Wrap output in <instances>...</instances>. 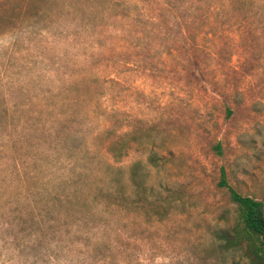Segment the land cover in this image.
<instances>
[{"label":"rangeland","instance_id":"rangeland-1","mask_svg":"<svg viewBox=\"0 0 264 264\" xmlns=\"http://www.w3.org/2000/svg\"><path fill=\"white\" fill-rule=\"evenodd\" d=\"M222 172L264 210V0H0V264H247Z\"/></svg>","mask_w":264,"mask_h":264},{"label":"trees","instance_id":"trees-1","mask_svg":"<svg viewBox=\"0 0 264 264\" xmlns=\"http://www.w3.org/2000/svg\"><path fill=\"white\" fill-rule=\"evenodd\" d=\"M127 148L122 138L110 143L108 152L114 159H120ZM220 151L219 145L216 147ZM152 163L157 161L155 156L150 158ZM130 182L136 190L143 189L139 175V165L131 168ZM220 187L226 188L231 204L236 208L237 216L231 226L218 229L214 232L219 248L224 252H239L246 259L247 264H264V210L261 202L241 196L230 188L221 174ZM232 264H241L234 262Z\"/></svg>","mask_w":264,"mask_h":264}]
</instances>
